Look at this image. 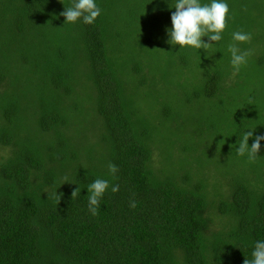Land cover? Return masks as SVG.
Masks as SVG:
<instances>
[{
	"label": "trees",
	"instance_id": "trees-1",
	"mask_svg": "<svg viewBox=\"0 0 264 264\" xmlns=\"http://www.w3.org/2000/svg\"><path fill=\"white\" fill-rule=\"evenodd\" d=\"M224 2L207 53L167 43L176 0H95L93 24H64L73 0H0V264L253 259L264 140L255 162L236 148L264 135V0ZM232 43L251 53L235 75Z\"/></svg>",
	"mask_w": 264,
	"mask_h": 264
},
{
	"label": "clouds",
	"instance_id": "clouds-1",
	"mask_svg": "<svg viewBox=\"0 0 264 264\" xmlns=\"http://www.w3.org/2000/svg\"><path fill=\"white\" fill-rule=\"evenodd\" d=\"M170 7L175 8V11L171 15L172 27L167 29L169 35L167 43L173 46L179 45L180 49L186 47L204 49L208 53L213 45L211 42H218L222 39V33L226 28V18L229 14V6L224 0H211L210 3L206 4H202L200 0H176L175 5ZM100 14L101 9L95 0H73L72 6L66 7V10L60 13L61 16L66 17L64 24L75 23L81 18L83 23L93 24ZM205 36L209 37L210 42L203 40ZM251 38V33L242 31H236L232 34V39L235 42H250ZM228 51L231 53V65L235 75L240 71L241 66L247 63V57L251 53L241 52L237 43L229 44ZM252 103L253 101L250 99L249 104ZM253 135V131H246L236 148L237 155L244 156L246 154L250 162H255L261 150L260 141L264 140V135H257L254 142L249 146V138ZM108 170L115 179L118 172L117 166L110 162ZM87 188L89 212L96 216L98 215L100 199L109 188V181L97 178L87 185ZM80 190V187L73 190L72 199L76 198ZM111 190L114 193L118 192L119 184L112 186ZM60 199L61 197L57 200V204ZM129 206L135 208L136 202L131 200ZM252 256L253 259L246 258L244 264H264V241L255 243Z\"/></svg>",
	"mask_w": 264,
	"mask_h": 264
}]
</instances>
